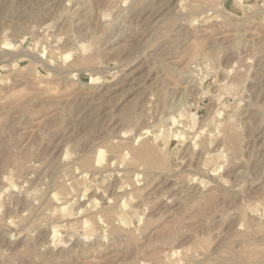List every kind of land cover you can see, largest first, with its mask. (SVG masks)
Instances as JSON below:
<instances>
[{"label":"rangeland","instance_id":"rangeland-1","mask_svg":"<svg viewBox=\"0 0 264 264\" xmlns=\"http://www.w3.org/2000/svg\"><path fill=\"white\" fill-rule=\"evenodd\" d=\"M0 264H264V0H0Z\"/></svg>","mask_w":264,"mask_h":264},{"label":"bare ground","instance_id":"bare-ground-1","mask_svg":"<svg viewBox=\"0 0 264 264\" xmlns=\"http://www.w3.org/2000/svg\"><path fill=\"white\" fill-rule=\"evenodd\" d=\"M39 1V0H38ZM86 2H87V0H86ZM69 4V3H68ZM77 8V7H76ZM69 9V8H68ZM9 44V42H2V45H8ZM10 45V44H9ZM199 45V44H198ZM197 45V46H198ZM200 46V45H199ZM195 49V48H194ZM165 95V94H164ZM136 104V103H135ZM129 105V104H128ZM132 105H130V106H128L127 108H125V115H124V119H125V122H130L131 120H130V118H132L131 116H132V113H134L133 112V110H134V108H133V110H132ZM123 110V109H122ZM260 111V110H259ZM236 126V125H235ZM234 128V127H233ZM232 127H230V126H228V124H227V130H228V133H231V132H233L232 131V129H233ZM226 129H224V130H226ZM234 129H236V128H234ZM238 131V130H237ZM226 134H227V132H226ZM170 135H172V137H174V138H179L178 136H177V132H173V131H169V135L168 136H170ZM229 136H230V134H229ZM228 136V137H229ZM233 136V135H232ZM236 136V135H235ZM230 138H232V137H230ZM229 141V140H228ZM224 142V141H223ZM230 143V142H229ZM228 143V144H229ZM226 144V143H225ZM234 144V143H233ZM236 145V144H235ZM234 147V146H233ZM231 149H233L232 147H231ZM6 150V149H5ZM233 152V151H232ZM3 158V157H2ZM7 178V177H6Z\"/></svg>","mask_w":264,"mask_h":264}]
</instances>
